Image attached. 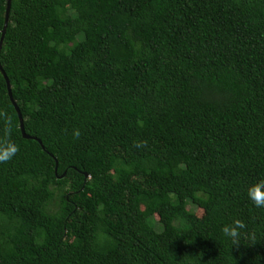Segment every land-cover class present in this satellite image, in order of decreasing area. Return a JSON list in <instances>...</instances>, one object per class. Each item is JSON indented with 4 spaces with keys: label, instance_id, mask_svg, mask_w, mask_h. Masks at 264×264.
Wrapping results in <instances>:
<instances>
[{
    "label": "trees",
    "instance_id": "obj_1",
    "mask_svg": "<svg viewBox=\"0 0 264 264\" xmlns=\"http://www.w3.org/2000/svg\"><path fill=\"white\" fill-rule=\"evenodd\" d=\"M0 69V264H264V0H10Z\"/></svg>",
    "mask_w": 264,
    "mask_h": 264
},
{
    "label": "clouds",
    "instance_id": "obj_2",
    "mask_svg": "<svg viewBox=\"0 0 264 264\" xmlns=\"http://www.w3.org/2000/svg\"><path fill=\"white\" fill-rule=\"evenodd\" d=\"M7 127L5 129V134L0 137V163L9 162L19 151L18 146H16L10 140L11 133V121L6 118ZM79 130L74 132V136L79 138ZM146 144V142H143ZM137 147L142 145L138 144ZM249 200L257 208H264V180H259L255 184L248 188L247 192ZM245 223L240 219L233 220L230 226H225L222 229L223 234L232 240L233 245H239V239L241 236V230L245 229Z\"/></svg>",
    "mask_w": 264,
    "mask_h": 264
},
{
    "label": "water",
    "instance_id": "obj_3",
    "mask_svg": "<svg viewBox=\"0 0 264 264\" xmlns=\"http://www.w3.org/2000/svg\"><path fill=\"white\" fill-rule=\"evenodd\" d=\"M9 3H10V0H6V4H5V11H4V18H3V25H2V29L0 31V42H1V39H2V36L4 34V30H5V27H6V23H7V14H8V9H9ZM0 74L1 76L3 77L4 79V82H5V86H6V91H7V95H8V99L10 100L16 114H17V119H18V128H19V131H20V134H21V137L23 139H28V140H34L36 141L40 148L42 149V151H44V149L42 148V145L41 143L35 139L34 137H29V136H26L24 133H23V130H22V122H21V119H20V115H19V112L14 104V102L12 101L11 97H10V91H9V84H8V81L3 73V71L0 69ZM55 169H56V162L54 163V167H53V172H55Z\"/></svg>",
    "mask_w": 264,
    "mask_h": 264
},
{
    "label": "rangeland",
    "instance_id": "obj_4",
    "mask_svg": "<svg viewBox=\"0 0 264 264\" xmlns=\"http://www.w3.org/2000/svg\"><path fill=\"white\" fill-rule=\"evenodd\" d=\"M69 12H72V11L69 10ZM186 208L191 213H193V216L196 219L202 220L204 218V215L201 213V210H199L196 207H194L191 203H187L186 204ZM148 221H149L150 225L155 229L156 232H161V229H160L159 225L157 224V218L155 216L150 217Z\"/></svg>",
    "mask_w": 264,
    "mask_h": 264
}]
</instances>
